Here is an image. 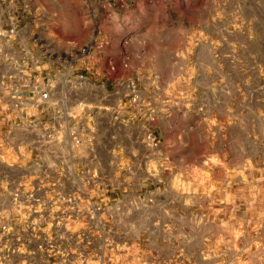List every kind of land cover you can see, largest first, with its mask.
<instances>
[{
  "label": "rangeland",
  "instance_id": "rangeland-1",
  "mask_svg": "<svg viewBox=\"0 0 264 264\" xmlns=\"http://www.w3.org/2000/svg\"><path fill=\"white\" fill-rule=\"evenodd\" d=\"M14 2L29 13L38 10L29 5L68 13L64 28L32 30L37 39L67 38L70 53L45 48L41 57L68 66L43 82L60 112L72 115L56 125L68 135V167L59 173L68 180L54 194L68 199V211L39 219L56 257L264 264V0H137L92 22L83 16L87 0ZM6 61L0 104L44 76L17 72L10 87ZM128 77L136 81L132 102L111 92ZM103 135L137 151L112 177L119 190L98 184L104 171L81 165ZM22 188L12 194L35 198L36 185Z\"/></svg>",
  "mask_w": 264,
  "mask_h": 264
},
{
  "label": "crops",
  "instance_id": "crops-1",
  "mask_svg": "<svg viewBox=\"0 0 264 264\" xmlns=\"http://www.w3.org/2000/svg\"><path fill=\"white\" fill-rule=\"evenodd\" d=\"M28 7L38 10L29 13L26 5H0V58L8 60L5 63L9 65L12 72L11 75L5 76V84L10 87L17 84L14 79V74L17 72H35L38 75H44L40 77V81L36 79L35 83L20 84V86L28 85L27 89L20 88L23 95L21 100L9 98L0 104V223L10 221L12 224L10 233L13 234L18 233L21 222L31 217V223L36 229L33 238L27 240L17 252L12 253L6 264H22L30 259L38 260L36 244L41 242L45 236L50 238L40 225L39 219H47L59 211H68V204L58 200L54 194V191L56 192L58 187L68 180L59 174L68 167V147L66 146L68 135L62 137L56 125L61 119V114L64 122L71 120L72 115L66 111L60 112L56 100L51 98L38 104L34 103L37 95L45 88L44 85H47L43 82L46 74L59 71L68 72V66L62 65L57 60L42 62L41 57L44 55L45 48L51 55L58 53L68 57V54L70 55L68 48H64L68 44V39L55 36L47 41L34 38V33H32L34 29L46 30L54 25L64 28L67 24L68 13L61 8V5H29ZM50 8L51 12L48 10ZM39 10H42V15L36 13ZM8 15L17 21L14 35L6 32L5 18ZM54 62L57 64L55 65ZM2 83L1 80L0 84ZM16 102L18 107L14 106ZM99 107L100 109L95 114L98 117L105 113L103 106ZM124 112L129 114L131 109H126ZM91 114L93 112L86 109L84 116ZM48 127L54 128L48 130ZM136 154L135 149L119 147L115 143L108 142L107 137L103 135L97 139L95 148H89L83 152L81 165L87 164L88 168L104 171L97 178L98 184L119 190L114 186L112 177H115L120 169H129ZM117 178L123 187L130 186V180L126 176L122 175ZM32 185L37 187V193L34 196L40 202L30 201L31 198L25 195H19V200L13 199L12 189L14 187L21 186L24 189ZM40 187L47 188L40 189ZM31 206L42 210V215H27ZM64 206L67 207L64 208ZM10 240L13 243L12 236ZM85 258L89 261L93 260L90 257ZM66 259L68 263L71 261L73 264L78 260ZM110 263L121 264V261L111 258ZM52 264L60 263L52 261ZM127 264L134 263L129 261Z\"/></svg>",
  "mask_w": 264,
  "mask_h": 264
},
{
  "label": "built area",
  "instance_id": "built-area-1",
  "mask_svg": "<svg viewBox=\"0 0 264 264\" xmlns=\"http://www.w3.org/2000/svg\"><path fill=\"white\" fill-rule=\"evenodd\" d=\"M6 5H16L15 0H5ZM137 0H87L88 5H85L84 9V19L93 21L96 15L98 18L104 15H107L110 10L113 11H122V9L127 8L134 4ZM164 1V0H159ZM7 22L6 32L7 34L14 35L16 32L17 21L13 19L10 15L5 18ZM95 21L94 23H96ZM100 32H96L93 36L89 37L90 41L95 42L98 39ZM72 43L73 41H69ZM68 43V40H67ZM85 49H83L84 51ZM112 93L115 94L120 100L124 97L128 98L129 102L135 100V93H136V81L132 77H128L121 81H114L112 83ZM47 89H43L37 95L36 99L34 100L35 104L41 103L44 100L48 99L47 96ZM123 97V98H122ZM13 98V97H12ZM15 100H21V97H15ZM119 101V100H118ZM15 107H18L17 102L14 103ZM149 136V135H148ZM151 140V139H150ZM14 200H19V195L17 192L12 194ZM18 197V199H17ZM30 198V196H27ZM30 201L33 202H40L37 198H31ZM68 203V199L66 200ZM43 205V204H41ZM44 206V205H43ZM33 214L42 215V210H37L35 206H31L28 211L27 215L31 216ZM12 224L10 221H4L0 223V264H6V262L10 259V255L14 252L18 251V248L21 247L27 240L33 238L36 229L33 227V224L30 220L26 219L21 222L19 226L18 233H10V229ZM10 236L13 237V243L10 240ZM36 252L38 255V260H28L22 264H52V261H59L60 264H73L71 261L68 263V259L56 257L59 250L56 248L54 242L49 237L45 236L42 238L41 242L36 244ZM74 264H112L110 263V259L108 258H93L92 261H89L86 258L78 259Z\"/></svg>",
  "mask_w": 264,
  "mask_h": 264
}]
</instances>
